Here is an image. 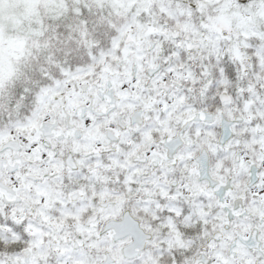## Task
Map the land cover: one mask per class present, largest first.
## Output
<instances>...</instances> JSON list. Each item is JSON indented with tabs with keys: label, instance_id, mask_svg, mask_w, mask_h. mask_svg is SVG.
Wrapping results in <instances>:
<instances>
[{
	"label": "snow or ice",
	"instance_id": "1",
	"mask_svg": "<svg viewBox=\"0 0 264 264\" xmlns=\"http://www.w3.org/2000/svg\"><path fill=\"white\" fill-rule=\"evenodd\" d=\"M0 264H264V0H0Z\"/></svg>",
	"mask_w": 264,
	"mask_h": 264
}]
</instances>
